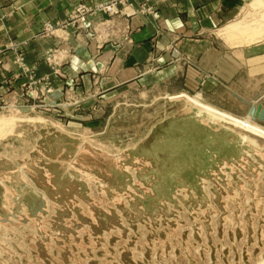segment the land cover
I'll list each match as a JSON object with an SVG mask.
<instances>
[{"label": "rangeland", "instance_id": "obj_1", "mask_svg": "<svg viewBox=\"0 0 264 264\" xmlns=\"http://www.w3.org/2000/svg\"><path fill=\"white\" fill-rule=\"evenodd\" d=\"M111 1L71 0L64 18L46 21L31 39L8 40L3 47L2 53L11 52V67L0 58V264H264L263 155L236 164L223 160L201 183L202 193L194 181L193 190L176 192V204L147 211L130 208L133 190L111 189L108 195L94 181L106 177L103 158L136 149L169 117L163 116L173 105L169 100L185 93L166 94L172 85L138 86L104 100L98 80L84 96L72 88L64 90L63 102L49 101L56 88L53 77L39 73L40 66L61 77L62 64L75 56L71 40L97 48L130 44L132 19L152 14L148 2L138 0L129 1L135 13L122 3L104 12L100 5ZM17 3L0 0V23ZM231 24L235 34L219 36ZM213 37L228 46H264V0H243L237 18ZM46 38L59 40V47L27 61L29 42ZM185 94L207 103L199 94ZM254 109V115L236 118L264 129V98ZM192 132V147L208 146L207 136L199 144L204 134ZM59 137L90 149L68 156ZM68 164L92 174L63 187L61 170Z\"/></svg>", "mask_w": 264, "mask_h": 264}, {"label": "crops", "instance_id": "obj_2", "mask_svg": "<svg viewBox=\"0 0 264 264\" xmlns=\"http://www.w3.org/2000/svg\"><path fill=\"white\" fill-rule=\"evenodd\" d=\"M17 1V9L10 14L4 12L7 17L0 23L1 53L8 40L31 39L44 22L64 18L71 0ZM138 1L148 2L152 14L146 18L137 14L132 19V43L120 41V46L97 48L90 41L81 44L71 40L75 56L59 69L65 79L51 75L47 66L38 68L40 74L53 77L56 90L48 96L51 103L63 102L67 89L75 88L73 93L84 96L83 90L98 80L105 87L104 93L98 95L100 99H116L123 89L138 86L153 90L172 85L173 90H167L166 94H199L210 105L200 102L235 117H244L262 101L264 46H228L213 37L215 31L237 18L243 0ZM59 43L55 38L30 41L27 61L33 63L46 50L59 47ZM10 54L5 51L0 56L4 67H11ZM93 77H97L96 81ZM3 78L0 74V82ZM18 100L23 102L21 98Z\"/></svg>", "mask_w": 264, "mask_h": 264}, {"label": "water", "instance_id": "obj_3", "mask_svg": "<svg viewBox=\"0 0 264 264\" xmlns=\"http://www.w3.org/2000/svg\"><path fill=\"white\" fill-rule=\"evenodd\" d=\"M169 101L173 105L163 114L169 117L157 123L136 149L103 158L106 177L94 180L108 195L111 189L118 194L133 190V201L129 203L132 210L142 208L147 211L167 202L176 204V192L193 190L194 181L202 193L201 183L210 178L221 162L236 164L240 160H249L253 154L264 156V136L260 133L198 106L186 97ZM253 112L255 109H252V115ZM192 130L204 134L198 139L199 144H205L207 136L208 146L192 147ZM184 132L187 133L185 136ZM59 139L66 144L64 149L68 153L62 152L71 157H79L90 149L66 137ZM79 165L68 164L61 170L63 187L77 184L78 179L92 174L87 169L76 170ZM158 212L161 211L156 209Z\"/></svg>", "mask_w": 264, "mask_h": 264}, {"label": "bare ground", "instance_id": "obj_4", "mask_svg": "<svg viewBox=\"0 0 264 264\" xmlns=\"http://www.w3.org/2000/svg\"><path fill=\"white\" fill-rule=\"evenodd\" d=\"M236 29H237V26L232 25V24L229 25V26H226L225 28H223V29H221V30L219 31V32H220V35H219V36H223V37H230V36H233V35L235 34ZM230 43H231V42H230ZM233 45H234V44H233ZM233 45H232V46H233ZM234 46H235V45H234ZM175 97H176V96H175ZM178 97H186L188 100H190V101L193 102L194 104H197L198 106H201V107H203V108H206V109H208V110H211V111L217 113L218 115H220V116H222V117H225V118L230 119V120H232V121H235V122H238V123H240V124H243L246 128H249V129H251V130H253V131H255V132H258V133H260L261 135L264 136V129H261V128L255 126V125H253V124H251V123H249V122H246V121L240 120V119H238V118H236V117H233V116L230 115V114H226V113H224V112H222V111L219 112V110H217V109H215V108H212V107H210V106H208V105H206V104H204V103H202V102H199V101H197L196 99H193L192 97H190V96H188V95H186V94H182V95H180V96H178ZM178 97H176V98H178ZM174 99H175V98H174ZM1 123H2V122H1Z\"/></svg>", "mask_w": 264, "mask_h": 264}, {"label": "built area", "instance_id": "obj_5", "mask_svg": "<svg viewBox=\"0 0 264 264\" xmlns=\"http://www.w3.org/2000/svg\"><path fill=\"white\" fill-rule=\"evenodd\" d=\"M129 1L130 0H112L110 3L101 4L100 7L104 12L112 13L114 11V7L116 8L118 4L122 3L124 4V6L129 7V9L135 13L136 10L134 11L133 4ZM83 10L88 11V9L86 8H83ZM143 12L144 11H142L141 13Z\"/></svg>", "mask_w": 264, "mask_h": 264}]
</instances>
